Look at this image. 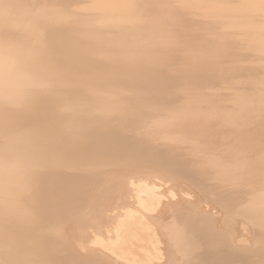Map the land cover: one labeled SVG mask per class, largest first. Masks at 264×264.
<instances>
[{
    "label": "bare ground",
    "instance_id": "obj_1",
    "mask_svg": "<svg viewBox=\"0 0 264 264\" xmlns=\"http://www.w3.org/2000/svg\"><path fill=\"white\" fill-rule=\"evenodd\" d=\"M0 264H264V0H0Z\"/></svg>",
    "mask_w": 264,
    "mask_h": 264
},
{
    "label": "rangeland",
    "instance_id": "obj_2",
    "mask_svg": "<svg viewBox=\"0 0 264 264\" xmlns=\"http://www.w3.org/2000/svg\"><path fill=\"white\" fill-rule=\"evenodd\" d=\"M173 184V183H172ZM176 185V184H175ZM177 187H179V188H181V190H185L183 187H180L179 185H176ZM186 193H189V192H187V191H185ZM189 194H191V197L192 198H186L187 200H190V201H194L195 200V198H196V195L194 194V193H189ZM214 213H216V211H214Z\"/></svg>",
    "mask_w": 264,
    "mask_h": 264
}]
</instances>
